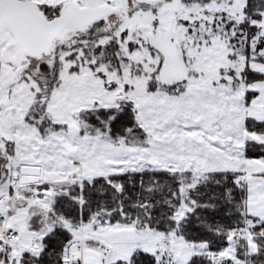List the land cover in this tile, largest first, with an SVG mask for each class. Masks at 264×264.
<instances>
[{
  "label": "snow or ice",
  "instance_id": "snow-or-ice-1",
  "mask_svg": "<svg viewBox=\"0 0 264 264\" xmlns=\"http://www.w3.org/2000/svg\"><path fill=\"white\" fill-rule=\"evenodd\" d=\"M0 264H264V0H0Z\"/></svg>",
  "mask_w": 264,
  "mask_h": 264
}]
</instances>
